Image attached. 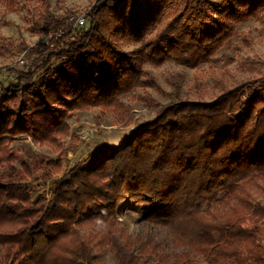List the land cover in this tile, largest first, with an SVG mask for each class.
Wrapping results in <instances>:
<instances>
[{"label":"trees","instance_id":"16d2710c","mask_svg":"<svg viewBox=\"0 0 264 264\" xmlns=\"http://www.w3.org/2000/svg\"><path fill=\"white\" fill-rule=\"evenodd\" d=\"M35 2L34 14L31 0L0 6L25 11L30 30L42 35L58 23L47 0ZM247 22L264 26V0H89L81 24L31 49L26 71L7 68L13 81L0 84V264H100L104 252L114 264H264V240L243 227L264 226V75L219 85L209 101L161 104L153 94H169L146 69L208 65ZM2 40L0 58L15 48ZM124 97L153 117L119 146L60 175L65 141H77L69 116L95 110L127 126ZM23 138L55 158L17 167L11 144ZM36 172L49 181L47 198L32 199ZM128 204L166 232L171 252L128 234L117 220Z\"/></svg>","mask_w":264,"mask_h":264},{"label":"rangeland","instance_id":"374dc122","mask_svg":"<svg viewBox=\"0 0 264 264\" xmlns=\"http://www.w3.org/2000/svg\"><path fill=\"white\" fill-rule=\"evenodd\" d=\"M35 1L31 0L29 6L33 14L39 6V3ZM47 1L49 10L58 26H52L42 35L30 30V26L25 20V11L9 13L0 6V44L4 43L2 39H10L15 46L12 55L0 58V84L6 85L13 81V74L9 73L7 68L26 71L27 66L35 58L30 54L35 45L42 46L46 44L51 35L59 36L60 33L80 24L78 22L83 20L89 6V0ZM243 39L245 42H242ZM21 43L28 49L22 50L19 46ZM58 64L53 63L52 68L57 67ZM146 69L169 94L165 99L153 94V97L161 104L170 101L212 100L220 93L221 85L229 89L264 75V26L254 22L238 25L235 36L218 51L213 61L208 65L200 66L195 71L177 67L172 63H166L158 69L151 67H146ZM194 74L197 76L196 79ZM123 101L131 109L132 121L127 126L116 125L110 115L101 116L95 110L72 113L69 116L70 133L77 138V141L74 144H70L69 140L65 141L67 156L62 162L60 175L75 163L84 160L88 154L96 153L102 148L119 146L120 141L118 140L110 142L113 134L128 138L136 131L140 122L151 119L154 115L153 111L136 102L129 101L127 97H124ZM132 128H135V131H132ZM109 134L110 138H108ZM11 146L17 151V167L21 161H26L36 168L41 157L54 159L56 156L50 155L46 148H40L26 138L14 140ZM5 175V170L0 169L1 181L5 180ZM35 175L39 178L33 183V186L36 187L32 199L40 194L47 198L50 192L49 181L41 178L38 172ZM117 220L129 235L151 237L162 243L167 252H171L166 232L143 222L138 205L128 204ZM243 227L249 230L256 229L264 240V226H254L245 222ZM261 245L264 246V242ZM178 252L175 251V253ZM97 257L100 264H114L107 252L98 253Z\"/></svg>","mask_w":264,"mask_h":264},{"label":"crops","instance_id":"0c3cea01","mask_svg":"<svg viewBox=\"0 0 264 264\" xmlns=\"http://www.w3.org/2000/svg\"><path fill=\"white\" fill-rule=\"evenodd\" d=\"M112 135V134H111ZM108 138H110V134H109V137ZM127 139V137H124V136H114V134L112 135V138L110 139V142H112V141H116L117 142V140L118 141H120V144L121 143H123L125 140ZM115 147V146H114ZM117 147V146H116ZM93 153H91V154H88V155H86V157L87 156H91ZM85 157V158H86Z\"/></svg>","mask_w":264,"mask_h":264},{"label":"built area","instance_id":"2783aa9c","mask_svg":"<svg viewBox=\"0 0 264 264\" xmlns=\"http://www.w3.org/2000/svg\"><path fill=\"white\" fill-rule=\"evenodd\" d=\"M82 22H83V20L81 19V20H79V22H78V23H80V24H81ZM131 130H132V131H135V128H132Z\"/></svg>","mask_w":264,"mask_h":264}]
</instances>
